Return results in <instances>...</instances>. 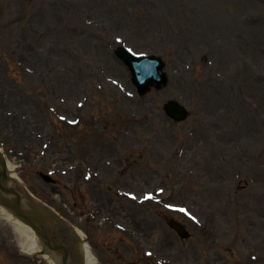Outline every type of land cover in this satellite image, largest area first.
Returning <instances> with one entry per match:
<instances>
[{
    "label": "rangeland",
    "instance_id": "374dc122",
    "mask_svg": "<svg viewBox=\"0 0 264 264\" xmlns=\"http://www.w3.org/2000/svg\"><path fill=\"white\" fill-rule=\"evenodd\" d=\"M121 45L166 85L140 96ZM0 148L97 264H261L264 0H0ZM21 240L0 217V264H48Z\"/></svg>",
    "mask_w": 264,
    "mask_h": 264
},
{
    "label": "water",
    "instance_id": "95a60500",
    "mask_svg": "<svg viewBox=\"0 0 264 264\" xmlns=\"http://www.w3.org/2000/svg\"><path fill=\"white\" fill-rule=\"evenodd\" d=\"M118 54L125 59L126 63L129 65L133 72L134 81L138 84L141 93H144L149 89V86L157 84L160 87L165 83L166 77L159 74V70L163 67V64L155 58H135L130 54H127L123 49L118 50ZM162 64V66H161ZM167 111L177 120L185 119L187 113L177 105L175 102H171L166 107ZM0 165L2 167V172H0V195L1 192L9 194L14 193L16 195L15 199H5L2 198L0 203L5 207H8L13 213L19 217L22 221L30 225L37 233L42 236L44 233L42 229L38 226L39 222H43L46 218L42 204L33 199L26 191L20 189L24 195L9 189L5 186L7 181V165L5 159L0 154ZM26 199V205L22 204V199ZM170 225L177 230L181 237H189L184 226L179 223L170 222ZM45 232V230H44ZM46 233V232H45ZM65 255L63 258L64 264L69 260L68 249H65Z\"/></svg>",
    "mask_w": 264,
    "mask_h": 264
},
{
    "label": "bare ground",
    "instance_id": "6f19581e",
    "mask_svg": "<svg viewBox=\"0 0 264 264\" xmlns=\"http://www.w3.org/2000/svg\"><path fill=\"white\" fill-rule=\"evenodd\" d=\"M9 172H11V177H17L16 174L12 173L13 166L8 163ZM0 217L5 218L8 222L14 225L16 231L21 234L22 240H21V247L22 250L25 251L28 254L38 252L40 250V244L37 239V236L35 233L26 226L25 224L21 223L17 219L13 217V215L5 210L3 207L0 206ZM86 255V263L87 264H96L95 258L90 255L89 251L87 250ZM46 260L49 261V263L54 264L50 258L45 256Z\"/></svg>",
    "mask_w": 264,
    "mask_h": 264
}]
</instances>
